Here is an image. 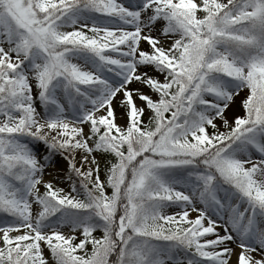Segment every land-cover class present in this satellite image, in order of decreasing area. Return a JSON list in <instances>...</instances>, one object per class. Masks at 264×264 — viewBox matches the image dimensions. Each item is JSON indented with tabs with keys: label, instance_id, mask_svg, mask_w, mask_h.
<instances>
[{
	"label": "snow or ice",
	"instance_id": "obj_1",
	"mask_svg": "<svg viewBox=\"0 0 264 264\" xmlns=\"http://www.w3.org/2000/svg\"><path fill=\"white\" fill-rule=\"evenodd\" d=\"M0 264H264V0H0Z\"/></svg>",
	"mask_w": 264,
	"mask_h": 264
}]
</instances>
